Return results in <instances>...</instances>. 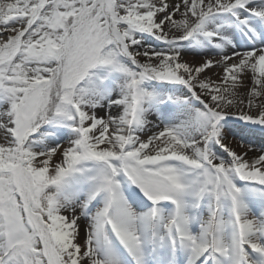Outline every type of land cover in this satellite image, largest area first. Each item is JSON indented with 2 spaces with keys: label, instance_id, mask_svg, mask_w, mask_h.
Here are the masks:
<instances>
[{
  "label": "snow or ice",
  "instance_id": "1",
  "mask_svg": "<svg viewBox=\"0 0 264 264\" xmlns=\"http://www.w3.org/2000/svg\"><path fill=\"white\" fill-rule=\"evenodd\" d=\"M0 264H264V0H0Z\"/></svg>",
  "mask_w": 264,
  "mask_h": 264
}]
</instances>
